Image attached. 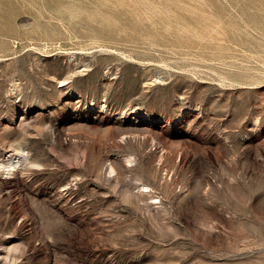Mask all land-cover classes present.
I'll use <instances>...</instances> for the list:
<instances>
[{
  "label": "rangeland",
  "instance_id": "obj_1",
  "mask_svg": "<svg viewBox=\"0 0 264 264\" xmlns=\"http://www.w3.org/2000/svg\"><path fill=\"white\" fill-rule=\"evenodd\" d=\"M0 165V264H264V0H0Z\"/></svg>",
  "mask_w": 264,
  "mask_h": 264
},
{
  "label": "clouds",
  "instance_id": "obj_2",
  "mask_svg": "<svg viewBox=\"0 0 264 264\" xmlns=\"http://www.w3.org/2000/svg\"><path fill=\"white\" fill-rule=\"evenodd\" d=\"M22 156H27L28 155V153H26V152H21L20 153ZM10 170H5L4 168H3V166L2 165H0V172H5V177L4 178H9V175H8V172H9Z\"/></svg>",
  "mask_w": 264,
  "mask_h": 264
},
{
  "label": "bare ground",
  "instance_id": "obj_3",
  "mask_svg": "<svg viewBox=\"0 0 264 264\" xmlns=\"http://www.w3.org/2000/svg\"><path fill=\"white\" fill-rule=\"evenodd\" d=\"M128 159V158H127ZM111 170H112V167H111Z\"/></svg>",
  "mask_w": 264,
  "mask_h": 264
}]
</instances>
